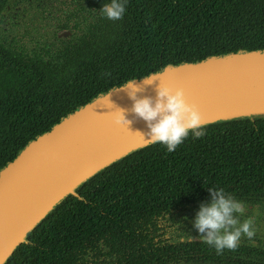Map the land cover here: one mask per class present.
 <instances>
[{"label": "trees", "instance_id": "obj_1", "mask_svg": "<svg viewBox=\"0 0 264 264\" xmlns=\"http://www.w3.org/2000/svg\"><path fill=\"white\" fill-rule=\"evenodd\" d=\"M109 25L111 35L93 36L57 60L40 47L0 45V169L61 117L114 86L169 64L264 50V0H127L123 17ZM204 127V136L189 133L173 152L151 144L86 180L6 264L176 262L180 244H162L160 217L174 220V211L207 203L209 187L248 203L264 198V119ZM187 244L208 251L203 242ZM255 253L264 264V247Z\"/></svg>", "mask_w": 264, "mask_h": 264}, {"label": "water", "instance_id": "obj_2", "mask_svg": "<svg viewBox=\"0 0 264 264\" xmlns=\"http://www.w3.org/2000/svg\"><path fill=\"white\" fill-rule=\"evenodd\" d=\"M152 84L135 79L136 98L156 99L160 85L181 88L204 126L244 118L264 119V50L230 52L150 73ZM114 86L78 106L30 140L0 169V264L61 201L89 178L133 151L151 145L145 122L131 112L127 90ZM124 110L130 123L117 125ZM193 240H200L193 238Z\"/></svg>", "mask_w": 264, "mask_h": 264}, {"label": "flooded vegetation", "instance_id": "obj_3", "mask_svg": "<svg viewBox=\"0 0 264 264\" xmlns=\"http://www.w3.org/2000/svg\"><path fill=\"white\" fill-rule=\"evenodd\" d=\"M104 1L0 0V45L7 47L12 42L14 46H22L26 50L40 47L44 49L41 54L57 60L73 47L96 36L92 33L96 28H108L110 23H116V20H108L99 13ZM258 199V202L253 203L243 201L247 206L245 216H252L257 228L253 237L255 244L242 238L234 251L217 253L214 248L206 245L208 251L199 252L195 251L196 246L187 244L202 242L193 240L199 237L191 223L202 203H191L186 206L187 209L174 211V220L170 219V214L160 217L157 233L162 244H180L177 247V261L167 264H263L255 253L257 246L261 249L264 247V198ZM181 236L185 239L181 240ZM171 256L175 259L173 253Z\"/></svg>", "mask_w": 264, "mask_h": 264}, {"label": "clouds", "instance_id": "obj_4", "mask_svg": "<svg viewBox=\"0 0 264 264\" xmlns=\"http://www.w3.org/2000/svg\"><path fill=\"white\" fill-rule=\"evenodd\" d=\"M126 4L127 0H108L98 11L108 20H119L125 13ZM154 77L158 76H146L141 81L152 84ZM135 81H126L120 90H127V95L133 100L131 112L146 124L147 139L143 136L146 143L162 144L168 152H173L189 133L193 138L204 136L201 114L194 104L186 101L183 89L172 90L159 84L153 102L149 97L136 98L140 89L136 87ZM113 120L117 125L130 123L122 109L114 114ZM207 192L208 202L200 204L191 222L200 240L217 253L236 250L242 238L255 244L253 237L257 228L254 218L245 216L246 204L235 199L224 188L209 187ZM180 239L184 240L185 237L181 236Z\"/></svg>", "mask_w": 264, "mask_h": 264}, {"label": "rangeland", "instance_id": "obj_5", "mask_svg": "<svg viewBox=\"0 0 264 264\" xmlns=\"http://www.w3.org/2000/svg\"><path fill=\"white\" fill-rule=\"evenodd\" d=\"M110 27H108V28H102V29L96 28L92 33L93 34H96V36L106 37V36L111 35L112 32H113L112 30H110Z\"/></svg>", "mask_w": 264, "mask_h": 264}]
</instances>
